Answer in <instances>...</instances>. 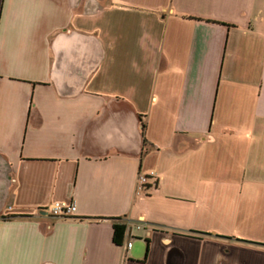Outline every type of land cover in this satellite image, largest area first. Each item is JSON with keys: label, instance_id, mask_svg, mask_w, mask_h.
Listing matches in <instances>:
<instances>
[{"label": "crops", "instance_id": "obj_1", "mask_svg": "<svg viewBox=\"0 0 264 264\" xmlns=\"http://www.w3.org/2000/svg\"><path fill=\"white\" fill-rule=\"evenodd\" d=\"M0 264H264V0H0Z\"/></svg>", "mask_w": 264, "mask_h": 264}, {"label": "built area", "instance_id": "obj_2", "mask_svg": "<svg viewBox=\"0 0 264 264\" xmlns=\"http://www.w3.org/2000/svg\"><path fill=\"white\" fill-rule=\"evenodd\" d=\"M154 174H141L138 177V182L140 187H143L144 184L147 183V179L149 176H153ZM45 212L55 216V217H70L74 216L76 212V204L74 201L65 202V201H54L51 202L46 208ZM131 246V241L127 242V247Z\"/></svg>", "mask_w": 264, "mask_h": 264}, {"label": "trees", "instance_id": "obj_3", "mask_svg": "<svg viewBox=\"0 0 264 264\" xmlns=\"http://www.w3.org/2000/svg\"><path fill=\"white\" fill-rule=\"evenodd\" d=\"M144 124H142V129ZM126 232V224L124 222H115L113 223V235L112 239L116 244H122ZM148 249V243L146 244V250Z\"/></svg>", "mask_w": 264, "mask_h": 264}, {"label": "rangeland", "instance_id": "obj_4", "mask_svg": "<svg viewBox=\"0 0 264 264\" xmlns=\"http://www.w3.org/2000/svg\"><path fill=\"white\" fill-rule=\"evenodd\" d=\"M138 243H136V245H137Z\"/></svg>", "mask_w": 264, "mask_h": 264}]
</instances>
